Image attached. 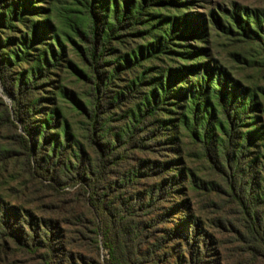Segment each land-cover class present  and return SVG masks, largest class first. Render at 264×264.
Returning <instances> with one entry per match:
<instances>
[{"label":"trees","instance_id":"obj_1","mask_svg":"<svg viewBox=\"0 0 264 264\" xmlns=\"http://www.w3.org/2000/svg\"><path fill=\"white\" fill-rule=\"evenodd\" d=\"M61 1L0 0V89L10 102L0 99V122L11 133V150L0 157L14 154L58 200L37 220L0 196V256L220 264L216 240L185 199L187 189L210 186L221 203L209 205L227 209L217 227L264 264L263 103L206 47L216 34L233 47V62L264 73V8L230 2L191 12L196 0H67L61 9ZM63 73L82 84V96L62 86ZM192 151L216 182L194 175ZM67 196L92 219L74 216ZM62 214L75 231L59 227ZM82 247L92 256L76 252Z\"/></svg>","mask_w":264,"mask_h":264},{"label":"rangeland","instance_id":"obj_2","mask_svg":"<svg viewBox=\"0 0 264 264\" xmlns=\"http://www.w3.org/2000/svg\"><path fill=\"white\" fill-rule=\"evenodd\" d=\"M199 9L192 10L191 12H202L204 8H209V4L215 5H228L230 2H236L251 8H264V0H196ZM67 0H62L59 8L67 7ZM164 14V12H160ZM206 47L210 51L211 59L219 65L224 66L232 75V77L239 81L243 88H252L257 91L258 96L261 98L264 110V73L258 72L256 69H248L243 65L237 64L232 61L228 53L233 51L230 43L218 35H212L207 41ZM193 46V44H191ZM248 59L250 53L245 52ZM67 59L73 63H78V58L68 49L66 52ZM62 86L75 94L82 96L86 89L81 83H78L73 76L67 73L62 74ZM0 99L7 106H10L8 97L0 89ZM67 120L72 127L77 126L78 118L71 112H67ZM0 122V151L3 149L11 150L10 136L11 133L6 127H2ZM187 155V154H186ZM187 164H189L194 175L201 181L216 182V176L208 169L206 163L199 160L196 151H192L187 155ZM208 192L198 189H187L185 199L188 201L191 212L198 218L201 228L211 234L216 240L217 253L219 254L220 264H263L259 260H252L248 254H244L235 249V243L232 242L230 233L227 229L217 227L214 219L223 217L227 213V209H218L209 205V202L221 203L211 191V187H207ZM0 196L10 206L15 207L21 212H29L33 218L39 220L45 217L49 212V207L57 204L58 200L52 197L49 193L44 191L38 181L29 179L20 168V163L14 154L5 155L0 157ZM66 202L74 212V216H82L85 219L91 220L92 217L88 210L84 208L83 203L76 200L73 196H67ZM231 216V215H228ZM59 227L63 230L75 231L73 226H67L70 221L67 215L62 214L58 218ZM233 219V218H232ZM64 220V221H62ZM62 221V222H61ZM69 235V233L67 234ZM72 236V235H71ZM100 240V238H99ZM99 246H102L100 243ZM76 252L86 256H92L90 249L84 247L78 248ZM100 256L103 257L104 251L101 247L99 250ZM104 258V257H103ZM0 264H38V260L32 256L22 255L14 250L9 251L0 256Z\"/></svg>","mask_w":264,"mask_h":264}]
</instances>
